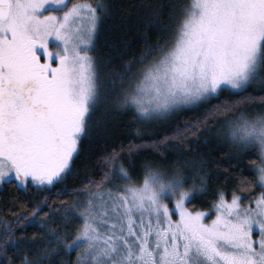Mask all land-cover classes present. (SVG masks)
Listing matches in <instances>:
<instances>
[{"label":"snow or ice","instance_id":"snow-or-ice-1","mask_svg":"<svg viewBox=\"0 0 264 264\" xmlns=\"http://www.w3.org/2000/svg\"><path fill=\"white\" fill-rule=\"evenodd\" d=\"M134 10L144 43L120 72L97 48L107 21L123 18L111 0H0V192H12L0 264H264V0H140ZM125 114L141 142L113 146L98 177L68 185L85 140ZM172 121L143 138L142 126ZM216 126L236 150L233 171L259 157L237 187L261 191L245 205L218 189L194 208L215 178L203 163L186 172L195 157L182 153ZM145 144L155 155L136 182Z\"/></svg>","mask_w":264,"mask_h":264},{"label":"trees","instance_id":"trees-1","mask_svg":"<svg viewBox=\"0 0 264 264\" xmlns=\"http://www.w3.org/2000/svg\"><path fill=\"white\" fill-rule=\"evenodd\" d=\"M111 2L119 8L123 18L117 16L107 21L106 29L97 41V48L103 57L111 61L109 65L110 68L123 72L124 69L122 65L126 61L139 56L144 43L143 40L140 39L139 34L135 31L138 20L134 9L135 6L140 3V0H111ZM164 2L167 3V0H164ZM140 31L143 32V29ZM159 36V33H151L149 42L155 43ZM95 54L96 53H93V55ZM253 107H258V105H253ZM194 116V113H188L184 118L193 119ZM174 123L175 121L164 126L152 125L149 128L142 127V136L144 139L155 137L167 128H171ZM133 124L134 121L130 114L121 115L111 121L107 135L101 131L99 132L101 138H97L94 134L91 140H85L83 144V156L81 160L77 161L80 171L77 175L69 177L67 184L72 187H78L82 184L86 175L98 177L100 169L95 166L98 162L97 158L105 151H111L113 146L119 148L121 142L127 144L130 138H135V142L140 143L141 138L136 136L135 128L132 127ZM217 128L218 126L213 127L210 132L205 133L207 142H205L204 137L200 139L193 137L194 151L182 153V155L188 157H195L193 166L191 168H186V172H194L195 169L199 168L201 163H203L205 165V174L215 178L211 182L210 190L207 195L201 196L194 201V208L207 209L211 201L215 199V192L218 189L226 192L234 190L237 194L247 197V199L242 200V204L245 205L248 204L250 200L254 199L251 192H255L256 195H258L261 191L259 187H254L251 189V192L242 191L237 187V182L242 174L240 169H243L244 176L251 178L252 172L250 170L254 169L260 163L259 157L256 154L245 155L242 164L238 166L236 171H233V167H236V162L230 159V157L234 155L233 152L219 140L211 139V133H214ZM173 150L174 149L171 147L168 149L169 152ZM126 155L127 153H123L121 158ZM154 155L150 145L145 144L143 155L136 158L135 168L130 169L134 181L139 182L143 176V172L141 171L143 161ZM85 158L88 160L87 171H85V165L83 163ZM100 163H102V161ZM125 166H127L126 161ZM169 170H171L170 165ZM189 183H191V181ZM11 195V190L8 192H0V207H2L3 203L9 199Z\"/></svg>","mask_w":264,"mask_h":264},{"label":"rangeland","instance_id":"rangeland-1","mask_svg":"<svg viewBox=\"0 0 264 264\" xmlns=\"http://www.w3.org/2000/svg\"><path fill=\"white\" fill-rule=\"evenodd\" d=\"M152 125H144V126H142V127H146V128H149V127H151ZM224 132V129H220L219 128V126H218V128L214 131V133H211V135H212V137H211V139H217V140H219L220 142H222V143H224L226 146H227V148L229 149V150H231L232 152H233V154H235V149L234 148H231L229 145H228V143L225 141V140H223L222 139V137H221V135H220V133H223ZM210 139V138H209ZM261 164V161H260V163L256 166V167H258L259 165ZM255 167V168H256ZM259 195V194H258ZM230 199V198H229ZM174 219H175V217H173Z\"/></svg>","mask_w":264,"mask_h":264}]
</instances>
